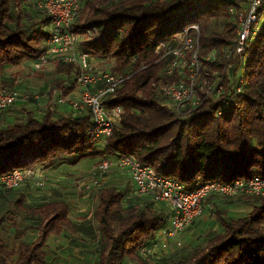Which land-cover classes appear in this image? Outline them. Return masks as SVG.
<instances>
[{
  "label": "trees",
  "instance_id": "trees-1",
  "mask_svg": "<svg viewBox=\"0 0 264 264\" xmlns=\"http://www.w3.org/2000/svg\"><path fill=\"white\" fill-rule=\"evenodd\" d=\"M29 0H0V75L5 67L38 59L45 50L49 18L24 13L18 5ZM85 8L100 3L94 14L74 23L76 33L95 30L81 50L90 59L112 60V74L125 79L105 101L107 108L123 110L121 122L108 147L132 156L166 179L193 189L208 182L228 183L264 177V5L259 10L261 32L249 41L245 51V86L241 94L228 99H208L184 119L177 118L152 84L166 77V61L155 52L186 27L198 24L200 56L215 50L220 55L235 36L236 21L228 12L236 0H83ZM42 16V18H40ZM263 16V18H261ZM218 19L223 27L209 30ZM27 23H25V22ZM78 21V20H77ZM57 73L72 78L74 64L54 59ZM50 61V62H51ZM218 63V62H217ZM211 66V65H210ZM216 68L220 64H214ZM71 84V83H70ZM57 86L65 88L63 81ZM75 87L74 82L70 89ZM69 88V87H68ZM66 93V92H64ZM220 111V114L217 112ZM88 112L54 118L50 112L0 127V178L13 170L53 166L65 157L76 161L101 153L91 140ZM98 207L92 214L102 245L99 264H122L125 257L136 259L137 248L163 227L162 213L140 204L123 206L124 194L114 188L98 191ZM252 201V210L230 218L216 213L222 232L208 237L204 246L179 257L171 264H264V198H227ZM42 222L38 237L15 247L16 258L8 262L7 243L1 236L0 264H49L45 261L50 234L73 231L68 206L50 203L40 207ZM140 263V262H139ZM156 264H169L158 261Z\"/></svg>",
  "mask_w": 264,
  "mask_h": 264
},
{
  "label": "built area",
  "instance_id": "built-area-1",
  "mask_svg": "<svg viewBox=\"0 0 264 264\" xmlns=\"http://www.w3.org/2000/svg\"><path fill=\"white\" fill-rule=\"evenodd\" d=\"M83 0H35L36 7L49 18L48 38L44 53L31 64V74L42 71L51 60L58 59L74 64L75 87L70 93L55 90L57 99L46 108L37 107L47 93L23 92L17 88H0V111L8 110L16 103L32 105L35 117L53 113L56 104L68 105L73 114L88 112L92 122L91 141L102 154L95 171L90 176L91 186L102 189L99 176L110 173L124 174L134 185V195L141 206L164 204L168 220L144 244L137 248L138 256L145 264L162 260L170 243L181 247V235L203 213V201L207 197L264 198V177L257 174L248 179L228 183L208 182L193 189L182 183L159 177L155 171L132 156H125L109 149V140L117 130L123 110L107 108L105 101L127 79L120 74L101 70L89 61L81 50V44L96 35L95 30L76 33L73 30ZM238 7L230 5L228 12L236 21L235 36L219 55L212 50L200 56V29L192 24L175 35L170 41L159 44L155 52L157 61H166L164 75H177V80L152 84L153 90L163 99V105L177 118L184 119L208 99L223 98L224 104L231 97L241 94L245 86L244 62L249 41L261 32L259 10L264 0H236ZM218 62V63H217ZM214 64H220L216 68ZM211 65V66H210ZM220 114V111L217 112ZM43 167L13 170L0 178L4 190H18L26 182L41 188L45 185ZM98 190V191H99Z\"/></svg>",
  "mask_w": 264,
  "mask_h": 264
},
{
  "label": "crops",
  "instance_id": "crops-1",
  "mask_svg": "<svg viewBox=\"0 0 264 264\" xmlns=\"http://www.w3.org/2000/svg\"><path fill=\"white\" fill-rule=\"evenodd\" d=\"M44 29L48 30V27ZM89 61L93 62L92 59ZM31 64L32 61L28 60L17 66L5 67L0 75V88L12 87L18 88L23 92H46L47 96H44L41 103L36 104V106L41 107V109L46 108L49 102L51 103L57 99L58 96L55 90L63 89L64 92L70 93L72 90L70 89V85L73 83L72 78H66L64 74L57 73L55 61H51L42 71L33 75L31 74ZM50 75H52L53 83H47L44 80ZM60 80L63 81L65 88L56 85V82ZM32 109V105L30 106L19 102L8 110L0 111V127L12 124L13 122L23 121L28 113H32ZM70 113L71 110L68 105L56 104L54 112L50 114H52L54 118H60ZM101 157L102 154L93 157L92 160L94 161L89 163L76 161L75 157H65L53 166H44L42 176L45 178V185L41 188L34 186L30 182H26L24 186L14 191H6L0 187V221L3 220L1 236L3 237L5 232H9L14 247L20 242L26 244L32 243L38 237V226L42 222V216L38 212L40 207L55 202L66 204L69 209L68 219L72 224L73 231H63L60 235L50 234L48 236L45 247V261L49 263L46 257L47 248L57 239L61 241L64 240L62 237H66L67 235L77 238L82 228L81 226H87V224L81 225V221L86 218L89 219L93 212L97 210V195L99 189L93 186L88 189L84 186L91 183L90 176L95 171ZM87 172L91 173L88 175ZM99 178H101L104 189L114 188L124 194L123 206L125 208L139 204V200L134 195V185L128 176L110 173L105 176H99ZM82 184L84 186H82ZM231 201L236 202V200ZM234 205L235 204H231V206ZM149 206L152 210L154 209L162 213L164 216V227L168 220V210L164 204L155 207ZM226 207L227 205H223V210ZM74 213L75 216H73ZM226 216L230 217L229 212ZM219 225L222 227L220 223ZM221 229H223V227ZM29 234H31L30 236H35V238L32 237L33 239L31 241L26 239ZM98 244L97 264H99L102 248L100 238H98ZM180 248L181 247H177L173 243H170L168 249L162 254V261L169 260V264H171L170 261L183 257L184 254L178 253ZM135 256L136 259L125 257L122 264H124V262L127 264H145L138 256L137 250Z\"/></svg>",
  "mask_w": 264,
  "mask_h": 264
},
{
  "label": "rangeland",
  "instance_id": "rangeland-1",
  "mask_svg": "<svg viewBox=\"0 0 264 264\" xmlns=\"http://www.w3.org/2000/svg\"><path fill=\"white\" fill-rule=\"evenodd\" d=\"M84 4L85 2H82L78 17L75 21L76 23L84 22L94 14L96 10L95 8L100 6V3H97L92 5L91 8H85ZM35 5V0H29L28 2H22L20 5H18V9H21V11H23L24 13L39 15V11L41 10H39ZM40 18H42V16H40ZM261 18H263V16H261ZM222 27L223 23L220 20L213 19L210 21L209 30H217L221 29ZM92 60L93 62L91 63H95L98 68H101V70L104 71H110V69H112V67L114 66L112 60H98L95 58ZM51 76L52 75H50L48 78H45L44 80L47 83H53V78ZM92 159L93 158H84L79 161H81L82 163H89L94 161ZM90 173H88V175ZM231 204L235 205L231 206ZM252 204V201L246 202L236 200V202H232L227 198H220L218 196L207 197L203 201V213L194 221L193 225L190 228L186 229L182 233V238H180L181 248L179 249L178 253L180 252L184 254L183 256H185L186 254H190L193 249L204 246L208 237L213 234L222 232L223 229H221L222 227L219 225L216 213L220 212L221 214L224 213V215H226L229 212V216L235 219L237 217L248 214L252 210ZM223 205H227L224 210L222 208ZM73 216H75V213ZM82 224H87V226H81L82 228L79 231L77 238H74L71 235H67L66 237H62L65 241L57 239L52 243L51 246L47 248L46 257L50 264H97L96 259L99 250L98 238L100 236L98 226L93 220L92 216L89 219L86 218L81 221V225ZM30 235L31 234H29L26 238L29 241L35 238V236L33 237ZM3 238L7 243L6 251L8 253V262L12 263L13 261H15L16 254L14 252L15 247L12 243L9 232H5V234H3ZM124 264L127 263L124 262Z\"/></svg>",
  "mask_w": 264,
  "mask_h": 264
}]
</instances>
